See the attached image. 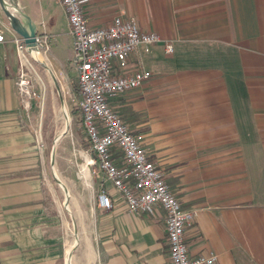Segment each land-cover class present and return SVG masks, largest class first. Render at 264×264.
<instances>
[{"label": "crops", "instance_id": "obj_1", "mask_svg": "<svg viewBox=\"0 0 264 264\" xmlns=\"http://www.w3.org/2000/svg\"><path fill=\"white\" fill-rule=\"evenodd\" d=\"M4 1L35 26L54 5L65 16L59 0ZM83 12L91 27L122 14L162 40L114 67L151 77L109 105L142 136L181 208L197 211L184 231L188 256L264 264V0H86ZM0 32V264H170L160 206L132 214L98 165L59 164L65 131L47 157L16 86L20 36L1 6ZM47 61L55 73L63 68ZM101 190L109 209L97 203Z\"/></svg>", "mask_w": 264, "mask_h": 264}, {"label": "built area", "instance_id": "obj_2", "mask_svg": "<svg viewBox=\"0 0 264 264\" xmlns=\"http://www.w3.org/2000/svg\"><path fill=\"white\" fill-rule=\"evenodd\" d=\"M86 0H59L72 38V57L77 73L79 98L77 108L81 125L90 144L91 154L85 164L98 165L113 188L122 195L127 210L135 215L152 214L155 206L165 213V231L170 264H216L217 255L209 251L197 257L188 256L184 231L197 215L194 209H183L171 194L162 173L150 162L142 147V136L128 131L121 118L112 110L109 100L128 91L138 89L151 73L139 69L131 73L117 74L114 67L124 69L128 58L143 49L162 42L153 31H142L133 18L119 14L102 27H91L83 12ZM40 40L47 42L48 36L37 35V50ZM4 35L0 32V42ZM17 52L22 58L27 48L22 38H15ZM165 54L173 52V46L163 41ZM20 72L16 85L21 95L29 82ZM28 107V101L22 98ZM115 147L123 161L117 164L112 158ZM100 207L109 209L111 199L101 190L97 194Z\"/></svg>", "mask_w": 264, "mask_h": 264}, {"label": "rangeland", "instance_id": "obj_3", "mask_svg": "<svg viewBox=\"0 0 264 264\" xmlns=\"http://www.w3.org/2000/svg\"><path fill=\"white\" fill-rule=\"evenodd\" d=\"M49 12L50 16L43 14L36 20L37 33L48 36L46 43L40 40L38 50L46 65H48L47 57L56 58L63 68L55 73L48 66L51 76L38 59H35L36 56L26 51L22 61L24 60L25 64L23 77L29 82L25 88L28 95H21L18 87L17 90L24 109L35 114V129L39 134L40 145L45 146L47 157L51 151L53 138L62 133L65 111L68 115V125L62 137L56 142L54 151L61 155L59 164H85L84 157L90 154V148L85 146L89 142L77 108L79 92L72 57V40L67 34V20L63 12L55 5ZM49 26L54 32L49 30ZM55 32L58 33L56 37L53 35ZM22 98L28 101V107L22 103ZM74 257L75 254L73 260Z\"/></svg>", "mask_w": 264, "mask_h": 264}, {"label": "water", "instance_id": "obj_4", "mask_svg": "<svg viewBox=\"0 0 264 264\" xmlns=\"http://www.w3.org/2000/svg\"><path fill=\"white\" fill-rule=\"evenodd\" d=\"M1 9L7 18L8 24L18 36H20L26 46V48H34L37 49V32L36 26L32 22V20L26 15L21 14L22 18L19 19L16 17L9 9L8 5L4 0H0ZM43 67L47 68V66L41 64Z\"/></svg>", "mask_w": 264, "mask_h": 264}, {"label": "bare ground", "instance_id": "obj_5", "mask_svg": "<svg viewBox=\"0 0 264 264\" xmlns=\"http://www.w3.org/2000/svg\"><path fill=\"white\" fill-rule=\"evenodd\" d=\"M27 52H28V54H33V55H35L36 56V60L38 59V62L40 63V64H43V65H45V66H47L46 65V63L44 62V60H43V57L40 55V52H39V50H37V49H34V48H28L27 49ZM24 59V58H23ZM24 61V60H23ZM47 69V68H46ZM48 70V69H47ZM48 72L50 73V75L52 76V74H51V72L48 70ZM65 115V116H64ZM63 119H64V126H63V129H62V132H64L65 130H66V127H67V123H68V115H67V113L64 111V113H63ZM59 137V135L55 138V139H57ZM85 158V157H84ZM87 168V167H86Z\"/></svg>", "mask_w": 264, "mask_h": 264}, {"label": "trees", "instance_id": "obj_6", "mask_svg": "<svg viewBox=\"0 0 264 264\" xmlns=\"http://www.w3.org/2000/svg\"><path fill=\"white\" fill-rule=\"evenodd\" d=\"M85 146L90 148L89 143H86ZM90 151H91V148H90ZM111 153H112V158L115 160L117 164L120 165L121 162L123 161L121 153L115 147L111 149Z\"/></svg>", "mask_w": 264, "mask_h": 264}]
</instances>
